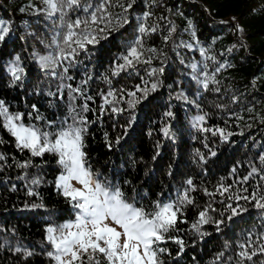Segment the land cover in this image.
Segmentation results:
<instances>
[{
	"label": "trees",
	"instance_id": "16d2710c",
	"mask_svg": "<svg viewBox=\"0 0 264 264\" xmlns=\"http://www.w3.org/2000/svg\"><path fill=\"white\" fill-rule=\"evenodd\" d=\"M130 2L108 0L110 23L97 33L99 42L63 67L42 69L40 57L58 51L59 17L35 11L46 7L42 0H0V21L9 27L0 42V100L9 114H22L20 123L42 132L55 134L82 118V150L97 180L146 211L157 202L179 206L175 227L158 245L161 264H237L239 245L264 236V209L228 199L257 188L264 194V0H134L125 11L121 5ZM89 3L95 8L102 0H81ZM132 47L142 53L139 62L116 72ZM13 66L23 69L14 84ZM152 84L146 99L127 95ZM131 99L140 102L129 107ZM216 129L231 135L223 140ZM0 156V264H56L45 227L73 212L54 184L62 171L57 156L18 149L2 117ZM28 160L27 168L17 166ZM223 188L229 190L221 195ZM185 195L192 203H180ZM228 204L246 211L228 220ZM205 209L211 222L197 232L192 225ZM216 220L224 221L219 230ZM244 264H264V253Z\"/></svg>",
	"mask_w": 264,
	"mask_h": 264
},
{
	"label": "snow or ice",
	"instance_id": "6c2138e0",
	"mask_svg": "<svg viewBox=\"0 0 264 264\" xmlns=\"http://www.w3.org/2000/svg\"><path fill=\"white\" fill-rule=\"evenodd\" d=\"M42 2L46 7L35 9V11H45L49 19L58 16L61 28V32L57 33V38L53 41L58 51L40 57L39 63L42 69H55L58 65L63 67L61 61H72L80 50L86 49L87 45L99 42L97 33L108 30L106 27L110 23L106 7L108 0H102V3L95 8L91 3L81 5V0H42ZM133 3L134 0L127 3L126 6L121 5V7L127 11L133 7ZM81 8L85 13L84 17L77 16L74 20L69 17V12ZM53 22L55 23V21ZM124 23H127V20ZM100 25H105V27H100ZM139 31L144 32L145 29L140 27ZM8 34L9 27L4 26L3 21H0V42L5 41ZM141 55L142 53L138 52L136 47H132L123 56L125 63L118 64L115 71L119 72L121 69L131 66L134 61L139 62ZM16 59L19 60V57ZM193 67L195 68V65ZM67 70V67H64L65 73ZM10 72L13 84L22 79V68L13 66ZM156 87V84H152L151 89L142 90L137 86L136 92H128L127 95L135 98L138 92H142V98L146 99L149 91H154ZM204 87H208L207 82L204 83ZM71 91L76 92L78 89H71ZM113 95L112 92L107 94V96ZM104 102L105 104L109 103L107 97ZM139 102V99H131L128 104L129 107H134ZM85 108H87L86 105ZM112 111L117 112L120 109L113 107ZM0 117L3 118V127L15 138L18 149L29 150L32 157L53 153L57 156V164L62 167L63 171L57 177L56 186L77 211L74 221L46 228V239L54 249L48 253L51 260L56 264H75L76 261H79L80 264H101L102 254L107 264H161L158 253L164 249L159 248L158 245L164 241L165 234L175 227L177 213L180 211L179 206L157 202L152 211H146L143 207H136L133 203L126 202L123 198L124 194L119 188H112L110 184L97 180L86 166L85 152L82 150L84 128L79 126L84 122L82 118L79 121L74 119L72 124H68L66 128L55 134L42 132L35 126H25L20 123L22 114L18 113L14 116L9 114L5 102L2 100H0ZM203 120L204 116L197 118V122ZM163 131L165 135H168L167 128ZM216 131L221 134L223 140H227L228 135H231V133L225 135L223 129H216ZM50 136L53 138L50 139ZM212 155H215V152ZM0 159L3 157L0 156ZM261 161H264V156H261ZM30 164L31 160H28L17 166L27 168ZM256 172L257 169L253 167L248 176L243 179L247 181ZM71 181L78 182L81 188L73 187ZM33 183H37V181H33ZM187 183L191 185L192 181L189 180ZM228 190V188H223L220 194L223 195ZM218 191L220 190L218 189ZM243 191L247 192V189H243ZM29 195L32 193L29 192ZM228 199L255 201V207L264 209V194L259 188L250 195L233 194ZM185 201L192 203L187 195L180 203L183 204ZM32 207H43V205H32ZM226 211H230L231 215L227 219L231 220L246 209L239 205L234 207L232 204H228ZM207 212L208 209L199 212L197 223L192 225V228L197 232L200 231L201 225L211 222ZM223 215L224 213H221V216ZM223 222V220L214 221L217 230ZM260 241H264V236H261L259 241L248 240L240 244L241 251L238 253L237 264H244L246 260L251 261L258 253H264V242ZM175 242L180 245L182 252L183 241L176 239ZM2 246L0 245V247ZM89 251L92 253L91 255H88ZM25 255H30V253L26 252ZM68 256L71 257V260L65 259ZM220 256H223V253H220L216 259L219 260Z\"/></svg>",
	"mask_w": 264,
	"mask_h": 264
},
{
	"label": "rangeland",
	"instance_id": "374dc122",
	"mask_svg": "<svg viewBox=\"0 0 264 264\" xmlns=\"http://www.w3.org/2000/svg\"><path fill=\"white\" fill-rule=\"evenodd\" d=\"M62 168V167H61ZM63 171V170H62ZM62 171L61 172H59L57 175H56V177H55V181H54V184H55V186H56V180H57V177L59 176V175H61L62 174ZM71 183H72V185H73V187H75V188H81V185L78 183V182H76V181H71ZM57 187V186H56ZM60 190V189H59ZM60 192H61V190H60ZM62 193V192H61ZM73 207V206H72ZM76 211L77 210H75L74 208H73V212H72V215L70 216V217H68V218H64L62 221H60L59 223H57L56 225H47L46 227H45V231H44V235H45V238H46V235H47V233H46V228L47 227H49V226H53V227H55V226H58V225H61V224H63V223H65V222H70V221H74L75 220V213H76ZM111 223V222H110ZM112 226H114L115 227V225H112ZM119 230V229H118ZM121 243H122V239H121ZM52 247V246H51ZM52 251H54V249L52 248ZM92 253L89 251V253H88V255H91ZM101 258L103 259V257H102V254H101ZM65 259L66 260H71V257L70 256H68V257H65ZM105 260V259H104ZM106 261V260H105ZM107 262V261H106Z\"/></svg>",
	"mask_w": 264,
	"mask_h": 264
}]
</instances>
